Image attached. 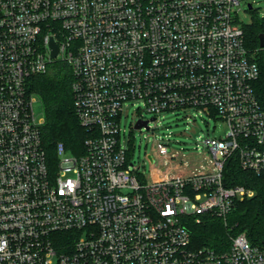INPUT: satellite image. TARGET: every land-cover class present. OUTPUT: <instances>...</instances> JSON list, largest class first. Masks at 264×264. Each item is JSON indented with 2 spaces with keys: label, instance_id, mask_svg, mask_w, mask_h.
<instances>
[{
  "label": "built area",
  "instance_id": "2783aa9c",
  "mask_svg": "<svg viewBox=\"0 0 264 264\" xmlns=\"http://www.w3.org/2000/svg\"><path fill=\"white\" fill-rule=\"evenodd\" d=\"M239 2L0 0V264H264V247L245 232L217 251L194 247L187 225L206 214L226 220L254 195L226 182L227 161L264 173L260 68ZM59 60L72 67L91 135L82 154L59 142L52 162L30 78ZM138 102L143 127L194 108L227 131L188 152L161 137L150 163L171 165L149 178L122 144L124 106Z\"/></svg>",
  "mask_w": 264,
  "mask_h": 264
},
{
  "label": "trees",
  "instance_id": "16d2710c",
  "mask_svg": "<svg viewBox=\"0 0 264 264\" xmlns=\"http://www.w3.org/2000/svg\"><path fill=\"white\" fill-rule=\"evenodd\" d=\"M245 43L260 68L255 82L256 93L264 106V48L260 35L264 33V18L253 15L244 24ZM74 74L69 63L55 61L48 72L30 78V90L42 101L45 122L41 127L43 144L50 161H57V144L63 142L74 154L85 152V141L90 132L81 125L74 104L72 83ZM226 182L240 184L254 190V195L236 200L226 220L213 215H203L197 221L188 220L192 243L196 248L209 247L217 251L229 248L231 236L245 232L254 245L264 247V173L245 170L236 158L227 161Z\"/></svg>",
  "mask_w": 264,
  "mask_h": 264
},
{
  "label": "rangeland",
  "instance_id": "374dc122",
  "mask_svg": "<svg viewBox=\"0 0 264 264\" xmlns=\"http://www.w3.org/2000/svg\"><path fill=\"white\" fill-rule=\"evenodd\" d=\"M252 4V8H249ZM239 19L244 24H249L253 15L264 18V0H240L235 6ZM138 103H127L121 118L122 144L134 150L133 162L141 164L142 170L149 178H159L169 171L170 163L160 162L158 158L155 163H150L152 155H157L156 142L161 137L170 139V150L184 149V152L193 150L196 143L203 142L209 137L225 136L226 124L215 118L209 117L200 109H182L176 111H165L160 114L158 120L149 121L148 127L136 128L135 123L139 118L137 114ZM36 114L43 117V105L40 98L35 104ZM153 115L147 114L149 119ZM196 151V150H193ZM156 169L160 171L157 174Z\"/></svg>",
  "mask_w": 264,
  "mask_h": 264
},
{
  "label": "water",
  "instance_id": "95a60500",
  "mask_svg": "<svg viewBox=\"0 0 264 264\" xmlns=\"http://www.w3.org/2000/svg\"><path fill=\"white\" fill-rule=\"evenodd\" d=\"M249 8H252V4H249ZM51 47H52V57H56L59 52V46L58 44L54 41V39H51ZM260 47L264 48V33L260 35ZM143 126H147V121L141 122L138 121L135 125L136 128H141Z\"/></svg>",
  "mask_w": 264,
  "mask_h": 264
}]
</instances>
